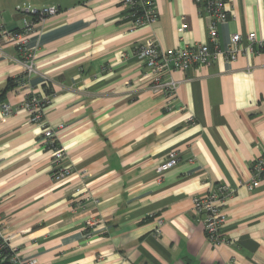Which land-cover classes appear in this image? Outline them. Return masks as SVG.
<instances>
[{"label": "crops", "instance_id": "0c3cea01", "mask_svg": "<svg viewBox=\"0 0 264 264\" xmlns=\"http://www.w3.org/2000/svg\"><path fill=\"white\" fill-rule=\"evenodd\" d=\"M154 2L157 22L132 30L118 0H0V27L9 30L22 25L16 7L57 9L26 39L30 76L24 55L0 39V103L14 110L0 120V230L19 257L264 264V181L246 187L264 156V51L173 72L179 84L167 102L133 49L147 39L162 49L204 44L210 18L193 0ZM225 2L221 50L235 33L264 38V0ZM30 93L49 97L45 120L71 166L62 180H52L41 129L22 107ZM172 152L177 164L159 174ZM220 184L232 193L222 205L226 242L213 246L192 199Z\"/></svg>", "mask_w": 264, "mask_h": 264}, {"label": "built area", "instance_id": "2783aa9c", "mask_svg": "<svg viewBox=\"0 0 264 264\" xmlns=\"http://www.w3.org/2000/svg\"><path fill=\"white\" fill-rule=\"evenodd\" d=\"M201 13L210 18L206 28L208 42L193 46L182 45L177 48L162 49L151 39L137 45L133 49L134 57L142 61L151 76L150 89L153 93L161 95L167 102L174 99L179 81L170 77L173 72H185L194 66L209 65L214 59L222 55L228 61L234 60L238 53L250 52L260 53L264 51V38L249 32L245 36L238 33L229 38V46L221 50L216 42L218 24L228 19L225 0H193ZM125 9V18L129 20L132 30L154 25L158 20V12L154 0H118ZM21 15V28L9 30L0 27V39L13 43L18 51L24 55L22 65L27 76L34 73L33 55L25 47L28 36L34 31L37 24L46 18L56 15L55 7L41 10L29 7H16ZM180 30L186 31V23H181ZM245 41V47L242 42ZM48 96H39L35 93L26 95L22 107L29 115V122L36 124L41 129L40 143L50 151V161L53 164L51 172L52 180L64 179L71 172L70 165H63L65 152L60 147L53 127L45 120V107L49 104ZM13 108L6 103H0V120L9 117ZM175 153H169L167 159L158 167L157 172L162 174L172 169L177 164ZM251 178L246 183L247 189H252L258 182L264 181V156L255 159L251 166ZM232 190L227 185H217L206 194L192 199V210L201 218V223L206 239L213 245L218 246L225 243L222 236V227L225 215L222 210L223 202L230 197ZM90 224V223H89ZM160 222H158V225ZM158 234V229L156 230ZM0 257L8 264H38L36 259L21 258L16 249L11 248L0 230Z\"/></svg>", "mask_w": 264, "mask_h": 264}, {"label": "trees", "instance_id": "16d2710c", "mask_svg": "<svg viewBox=\"0 0 264 264\" xmlns=\"http://www.w3.org/2000/svg\"><path fill=\"white\" fill-rule=\"evenodd\" d=\"M0 264H8V263L5 261H2V258L0 257Z\"/></svg>", "mask_w": 264, "mask_h": 264}]
</instances>
